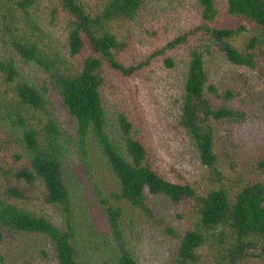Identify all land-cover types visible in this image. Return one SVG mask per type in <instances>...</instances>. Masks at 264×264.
<instances>
[{"label":"trees","instance_id":"obj_1","mask_svg":"<svg viewBox=\"0 0 264 264\" xmlns=\"http://www.w3.org/2000/svg\"><path fill=\"white\" fill-rule=\"evenodd\" d=\"M57 1L51 17H66L63 39L44 27L45 18L35 9L39 0H0V241L43 235L57 264H140L122 238L124 211L118 202L153 215L149 197L155 195L189 218L177 264H200L206 255L216 264L264 261V182L231 195L223 184L214 132L201 121L204 116L216 122L246 120L249 112L241 98L247 89L212 83L211 65L223 58L235 66L257 67L264 55V0H227L223 14L218 0H197L199 21L175 37L157 38L143 61L134 64L122 59L131 24L153 0H107L94 6L89 0ZM182 48L188 51L179 53ZM20 61L36 71L26 73L24 67L22 72ZM152 62L182 75L180 122L210 173L212 188L206 194L162 174L152 162L144 121L132 118L127 101L113 110L120 85L113 76L133 77ZM59 106L72 117L71 129L59 120ZM72 147L86 163L88 152L96 149L119 184L111 194L117 205L100 195L109 205L118 243L117 249L112 239L102 263L87 260L80 246L75 194L67 177ZM6 148L12 161L1 155ZM259 167L264 169V160ZM36 200L44 209L59 210L64 228L49 211L31 209Z\"/></svg>","mask_w":264,"mask_h":264},{"label":"rangeland","instance_id":"obj_2","mask_svg":"<svg viewBox=\"0 0 264 264\" xmlns=\"http://www.w3.org/2000/svg\"><path fill=\"white\" fill-rule=\"evenodd\" d=\"M89 1L94 6L107 0ZM226 4L227 0H218L222 14ZM55 6H58L57 0H39L35 9L46 19L43 18L44 27L63 39L66 17L58 14L59 19L53 20L51 11ZM198 8L197 0L148 2L131 24V41L122 59L126 64L143 61L142 55L157 43V38L175 37L177 33L196 24L199 21L196 13ZM1 50L3 54L7 52L6 49ZM183 51L188 50H178L179 53ZM19 67L22 72L25 67L26 73L33 74L36 71L35 67L25 66L21 61ZM38 77L41 80V76ZM181 77V73L160 68L156 62L133 77L114 75L113 78L120 85L112 107L116 111L122 102L127 101L130 115L136 117L132 118L144 121L145 141L153 151L152 162L164 176L190 183L198 193L206 194L212 188L210 173L201 165L195 144L180 122L181 108L178 101L183 93ZM211 81L216 85L238 86L243 91L247 89L246 97L241 98L244 100L243 107L249 112L245 121L216 122L206 120L207 116L201 118L202 122H207L206 127L214 132L223 184L233 195L254 181L264 182V169L259 167V163L264 160V55L255 69L235 66L219 58L211 65ZM56 114L66 129L73 127L72 117L62 107L57 108ZM95 152L96 149L88 152L89 160L86 163L78 148L72 147L67 177L75 194L74 218L83 244H80L82 252L87 260L102 263L107 259L105 248L111 247L112 239L117 249L118 243L110 224L109 205L100 195L107 198L109 204L117 205L111 194L119 190V184L106 163L103 165L98 160ZM11 153L6 148L1 155L5 160L12 161ZM149 198L154 208L153 215L133 208L126 201L118 202L124 211L119 216L122 238L140 264H177L180 239L189 227V218H181L185 212L169 200L155 195ZM33 203L27 204L36 213L49 211L55 219H60L59 223L64 222L65 218L59 210L44 209L43 202L39 200ZM61 226L64 228V224ZM168 227L173 231L170 232ZM24 260H29L31 264H57L52 245L43 235L27 234L0 241V264H20ZM200 264L216 262L206 255ZM247 264H264V261L255 258Z\"/></svg>","mask_w":264,"mask_h":264}]
</instances>
